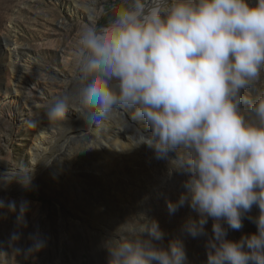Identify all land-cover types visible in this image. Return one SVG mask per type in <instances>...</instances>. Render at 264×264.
Returning a JSON list of instances; mask_svg holds the SVG:
<instances>
[{"label":"clouds","instance_id":"clouds-1","mask_svg":"<svg viewBox=\"0 0 264 264\" xmlns=\"http://www.w3.org/2000/svg\"><path fill=\"white\" fill-rule=\"evenodd\" d=\"M72 64L73 86L49 101L44 118L61 125L76 112L88 125L129 112L149 130L134 146L145 144L164 161L166 178L184 177L178 198L166 201L169 214L185 206L195 213L182 233L207 236L212 220L205 264H264V0L94 6L76 30ZM15 209L0 201V212ZM245 218L256 231L229 239ZM126 223L105 243L107 264H187L182 240L158 243V221ZM32 241L28 252L44 247L39 237Z\"/></svg>","mask_w":264,"mask_h":264},{"label":"rangeland","instance_id":"rangeland-1","mask_svg":"<svg viewBox=\"0 0 264 264\" xmlns=\"http://www.w3.org/2000/svg\"><path fill=\"white\" fill-rule=\"evenodd\" d=\"M121 2L0 0V179H5L0 201L16 205L14 212H0V264H107L105 243L119 238V227L126 222L128 228L138 227L147 219L158 221L162 246L180 239L187 264L206 262L212 220L205 226L207 236L182 233L185 219L195 213L185 206L169 214L166 201L178 198L184 177L166 178L165 162L156 160L147 145L134 146L149 130L129 112L119 109L124 116L117 128L128 134L133 149L113 163L85 152L92 135L84 131L91 123L84 125L78 113L69 112L61 125L44 118L49 101L73 86L76 30L88 9L110 12ZM37 143L45 151L33 164ZM53 156L58 161L48 163ZM21 206L26 211L18 227ZM243 224L240 231L229 230L228 238L248 234V219ZM13 232L19 233L18 241L12 240ZM33 237L44 247L28 252Z\"/></svg>","mask_w":264,"mask_h":264},{"label":"bare ground","instance_id":"bare-ground-1","mask_svg":"<svg viewBox=\"0 0 264 264\" xmlns=\"http://www.w3.org/2000/svg\"><path fill=\"white\" fill-rule=\"evenodd\" d=\"M119 111H120L119 109L115 111L113 115L108 119H105V120H102L96 123H91L90 124L91 127H88V129H85L84 132L88 131L87 134L92 135L89 141L87 142V145H86L87 147H86L85 152H88L89 154L93 153L95 157L107 159L113 163L116 160L115 158L117 156H120L121 153L129 152L133 149L131 148L132 143H131V140L128 134H124L119 128H117L118 126L121 127L120 124H118V121L124 116V114L119 113ZM109 119H112V120H109ZM37 144H36L37 146L36 145L33 146V148L35 149L33 151L34 153L33 154L34 158L32 159L33 164L36 163L37 155H40L42 151H45L44 148L41 146V144L39 143ZM57 159L58 157L57 158L54 156L50 157L49 158L50 161L48 163H53L55 162L54 160H57ZM46 170L47 168L44 166L42 171H46ZM73 171H76V170H73ZM71 172L72 170H70L69 172L70 176L72 175Z\"/></svg>","mask_w":264,"mask_h":264},{"label":"trees","instance_id":"trees-1","mask_svg":"<svg viewBox=\"0 0 264 264\" xmlns=\"http://www.w3.org/2000/svg\"><path fill=\"white\" fill-rule=\"evenodd\" d=\"M255 231H256L255 225L251 221L248 220V230H247V232L248 233H253Z\"/></svg>","mask_w":264,"mask_h":264},{"label":"water","instance_id":"water-1","mask_svg":"<svg viewBox=\"0 0 264 264\" xmlns=\"http://www.w3.org/2000/svg\"><path fill=\"white\" fill-rule=\"evenodd\" d=\"M3 181H5V179H0V183H3ZM253 213L258 214V209L253 208Z\"/></svg>","mask_w":264,"mask_h":264}]
</instances>
